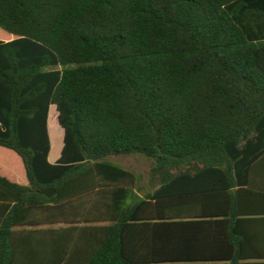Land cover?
Masks as SVG:
<instances>
[{
	"label": "trees",
	"instance_id": "obj_1",
	"mask_svg": "<svg viewBox=\"0 0 264 264\" xmlns=\"http://www.w3.org/2000/svg\"><path fill=\"white\" fill-rule=\"evenodd\" d=\"M259 171L264 0H0V264H264L210 249L264 221Z\"/></svg>",
	"mask_w": 264,
	"mask_h": 264
},
{
	"label": "crops",
	"instance_id": "obj_2",
	"mask_svg": "<svg viewBox=\"0 0 264 264\" xmlns=\"http://www.w3.org/2000/svg\"><path fill=\"white\" fill-rule=\"evenodd\" d=\"M54 106L51 105L50 108ZM49 108V111H50ZM49 115V112H48ZM47 128H48V119H47ZM49 134V133H48ZM50 139V137H49ZM63 145V139H62V144L61 147L56 150L54 153L52 152V148H51V144H50V150L48 153V161L50 163H55L57 161V159L60 156V151ZM252 178H255L257 181V184H264V171H259V173L255 176H253ZM235 188H232V190H234ZM150 191V189H149ZM148 191V192H149ZM138 193V192H137ZM249 197H243L241 199V203L239 205L240 210H246L249 209L251 207L255 208V209H259L262 206H264L263 203H261L262 201H257L255 203H250ZM239 217H249V216H238ZM256 217H260V216H256ZM216 217H198V216H186V217H182L179 219V221H181V223L183 222L184 224H186L185 230H189L192 233H194L195 235H200L199 232L201 230H207L211 229L213 226L212 225L214 221H217ZM236 227L237 229H241V231L245 232L246 234H248V237L250 238L249 243L240 245V247H238L237 245L234 244H221V245H215V243H213L212 245H210V249L212 252H218L221 254H225L227 256L233 255V253H235L236 251L241 252V257H243V260H240L242 263L245 262H256L258 261L257 259H253L249 256V253H253L255 254L256 252H264V221L260 220V218H255L254 220H250V221H237L236 223ZM58 225H53V227H56ZM195 243L194 245H192L191 248H188L189 250L194 249L193 251L197 250V248H201L200 246H202L200 244L199 241H195L193 242ZM188 246V245H186Z\"/></svg>",
	"mask_w": 264,
	"mask_h": 264
},
{
	"label": "rangeland",
	"instance_id": "obj_3",
	"mask_svg": "<svg viewBox=\"0 0 264 264\" xmlns=\"http://www.w3.org/2000/svg\"><path fill=\"white\" fill-rule=\"evenodd\" d=\"M53 125L57 127L56 136L54 135ZM59 127L60 126L57 122V111L55 106H52L50 108L48 115V133H49L50 144L53 153L56 150H58L62 144L63 130L61 127L60 128ZM109 159L128 169H132L138 172L142 176V182H141L142 188L140 190H143L145 192L144 190L145 185H147V187L149 188L148 179H149L150 167H151V161L149 159L139 154L116 155V156H110Z\"/></svg>",
	"mask_w": 264,
	"mask_h": 264
},
{
	"label": "water",
	"instance_id": "obj_4",
	"mask_svg": "<svg viewBox=\"0 0 264 264\" xmlns=\"http://www.w3.org/2000/svg\"><path fill=\"white\" fill-rule=\"evenodd\" d=\"M144 190H140L138 193H135L132 198V204H135L138 200H140L141 196L144 195L146 192L149 191V188L147 185L144 186ZM34 191H37L38 193L46 196V197H51L54 193L53 188H41V189H34Z\"/></svg>",
	"mask_w": 264,
	"mask_h": 264
}]
</instances>
